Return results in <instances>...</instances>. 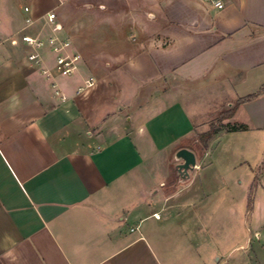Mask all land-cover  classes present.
Here are the masks:
<instances>
[{
  "label": "crops",
  "instance_id": "0c3cea01",
  "mask_svg": "<svg viewBox=\"0 0 264 264\" xmlns=\"http://www.w3.org/2000/svg\"><path fill=\"white\" fill-rule=\"evenodd\" d=\"M211 1L176 0V39L185 44L176 47V66L162 84L133 88V74L91 68L45 21L48 12L37 13L38 0H0V264H176V245L165 237L176 235L178 200L204 170L196 135L253 94L210 141L264 129V0H217L221 9ZM182 30L191 39H180ZM204 32L217 39H196ZM22 36L45 44L36 49ZM51 36L80 55L72 75L57 73ZM35 51L40 64L29 60ZM199 92L221 103L197 121L188 109L207 104L191 103ZM181 148L195 154V169L161 192ZM254 235L253 245L238 246L246 256L203 264H264V228Z\"/></svg>",
  "mask_w": 264,
  "mask_h": 264
},
{
  "label": "rangeland",
  "instance_id": "374dc122",
  "mask_svg": "<svg viewBox=\"0 0 264 264\" xmlns=\"http://www.w3.org/2000/svg\"><path fill=\"white\" fill-rule=\"evenodd\" d=\"M38 2L37 13L55 14V28L72 40L91 68L111 70L119 77L133 74V88L148 80L150 85L162 84L163 75L176 66V47L185 45L176 39V0ZM183 33L182 30L180 39H191ZM216 36L217 33L204 32L196 39L212 41ZM140 69L145 71L143 76ZM194 95L193 104L200 105L208 99L206 105L188 109L197 121L214 114L216 105L221 103L219 98L209 99L212 95L217 97L216 93ZM210 126L220 130L226 125L213 118L206 130ZM199 134L193 149L204 170L199 178L194 177L191 191L178 200L181 203L176 235L165 237V245H176V264L215 263L246 256L247 250L238 246L253 245L255 230L264 228V129L251 132V136L229 133L212 142L211 138L206 156L205 151H198ZM174 173L160 187L161 192L176 182L175 170Z\"/></svg>",
  "mask_w": 264,
  "mask_h": 264
},
{
  "label": "built area",
  "instance_id": "2783aa9c",
  "mask_svg": "<svg viewBox=\"0 0 264 264\" xmlns=\"http://www.w3.org/2000/svg\"><path fill=\"white\" fill-rule=\"evenodd\" d=\"M211 3L214 7L221 9L222 3L217 0H212ZM25 11H28V8H25ZM56 16L53 12H48L45 17V21L49 25H53L55 23ZM33 21L29 17L26 19L27 24H31ZM21 40L31 46H34L36 49L43 47L45 44L44 41L39 40V38L22 36ZM46 43L49 45L53 53L55 54V69L57 73L61 76L67 77L72 75L76 69L77 64L80 60V55L74 51H70L71 43L69 40H63L56 36H51L47 38ZM29 60L33 61L35 64H40L41 60L39 58V54L35 51L29 55ZM42 73L46 76H49L47 69L42 68ZM93 84V78H89L85 81L84 86L79 87L77 92H81L85 87H90Z\"/></svg>",
  "mask_w": 264,
  "mask_h": 264
},
{
  "label": "trees",
  "instance_id": "16d2710c",
  "mask_svg": "<svg viewBox=\"0 0 264 264\" xmlns=\"http://www.w3.org/2000/svg\"><path fill=\"white\" fill-rule=\"evenodd\" d=\"M257 96V94H253V95H249L246 96L244 98L238 99L236 101V103L234 104V106L230 109H228L227 111L220 113V115L217 117L218 121L221 122L223 119L229 118L232 116L235 108L241 104V103H246L251 101L253 98H255ZM228 131H237L240 129H243L242 126H236V125H228L227 126ZM219 131L218 128L214 127V126H210L209 129L204 132V133H200L198 135V151H204L207 147V143L209 142V140Z\"/></svg>",
  "mask_w": 264,
  "mask_h": 264
},
{
  "label": "water",
  "instance_id": "95a60500",
  "mask_svg": "<svg viewBox=\"0 0 264 264\" xmlns=\"http://www.w3.org/2000/svg\"><path fill=\"white\" fill-rule=\"evenodd\" d=\"M174 170L177 181H185L190 177L196 166L195 154L187 148L178 149L174 153Z\"/></svg>",
  "mask_w": 264,
  "mask_h": 264
}]
</instances>
